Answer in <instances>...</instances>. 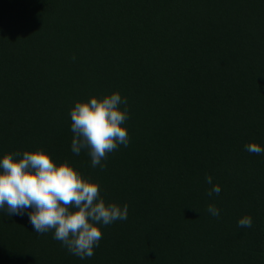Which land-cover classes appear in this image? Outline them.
<instances>
[{
  "label": "trees",
  "instance_id": "obj_1",
  "mask_svg": "<svg viewBox=\"0 0 264 264\" xmlns=\"http://www.w3.org/2000/svg\"><path fill=\"white\" fill-rule=\"evenodd\" d=\"M0 264H264V0H0Z\"/></svg>",
  "mask_w": 264,
  "mask_h": 264
}]
</instances>
